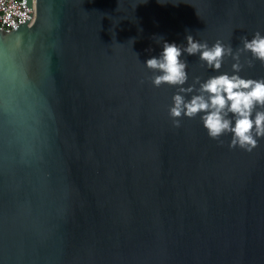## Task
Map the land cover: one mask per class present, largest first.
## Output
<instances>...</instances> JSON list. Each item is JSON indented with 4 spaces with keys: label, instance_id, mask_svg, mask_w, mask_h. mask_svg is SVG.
Masks as SVG:
<instances>
[{
    "label": "water",
    "instance_id": "water-1",
    "mask_svg": "<svg viewBox=\"0 0 264 264\" xmlns=\"http://www.w3.org/2000/svg\"><path fill=\"white\" fill-rule=\"evenodd\" d=\"M25 6L31 21L0 28V264H264V138L248 152L200 116L175 127L178 89L146 67L189 34L242 48L264 0ZM183 59L185 87L234 63ZM252 59L240 75L264 78Z\"/></svg>",
    "mask_w": 264,
    "mask_h": 264
},
{
    "label": "clouds",
    "instance_id": "clouds-1",
    "mask_svg": "<svg viewBox=\"0 0 264 264\" xmlns=\"http://www.w3.org/2000/svg\"><path fill=\"white\" fill-rule=\"evenodd\" d=\"M186 40V47L165 42L159 58L146 61L149 70L159 73L151 81L155 87L166 84L178 89L169 110L174 126L180 127L184 117L200 116L210 138L223 143L222 137L230 135L229 147L252 152L258 145V138H264V78H243L240 75L243 70L241 56L251 54L253 59L248 61L249 67L254 66L253 60L264 63V35L256 32L251 39L241 37L243 46L235 51L220 40L212 46L197 41L190 34ZM185 54L198 55L200 61L216 72L221 71L225 58H231L234 61L232 72L211 76L206 81L196 77L191 86L185 87L189 79L188 62L183 59Z\"/></svg>",
    "mask_w": 264,
    "mask_h": 264
},
{
    "label": "built area",
    "instance_id": "built-area-1",
    "mask_svg": "<svg viewBox=\"0 0 264 264\" xmlns=\"http://www.w3.org/2000/svg\"><path fill=\"white\" fill-rule=\"evenodd\" d=\"M25 21H31L25 0H0V28L2 30H15Z\"/></svg>",
    "mask_w": 264,
    "mask_h": 264
}]
</instances>
